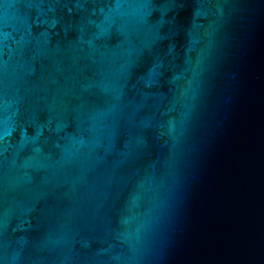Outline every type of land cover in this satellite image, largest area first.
I'll list each match as a JSON object with an SVG mask.
<instances>
[{"label": "water", "instance_id": "95a60500", "mask_svg": "<svg viewBox=\"0 0 264 264\" xmlns=\"http://www.w3.org/2000/svg\"><path fill=\"white\" fill-rule=\"evenodd\" d=\"M0 264H264V0H0Z\"/></svg>", "mask_w": 264, "mask_h": 264}]
</instances>
